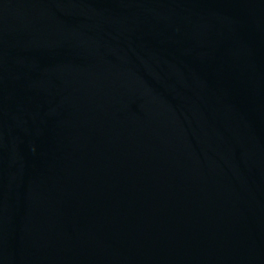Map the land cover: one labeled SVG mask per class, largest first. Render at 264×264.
<instances>
[{"label":"water","instance_id":"95a60500","mask_svg":"<svg viewBox=\"0 0 264 264\" xmlns=\"http://www.w3.org/2000/svg\"><path fill=\"white\" fill-rule=\"evenodd\" d=\"M0 264H264V0H0Z\"/></svg>","mask_w":264,"mask_h":264}]
</instances>
